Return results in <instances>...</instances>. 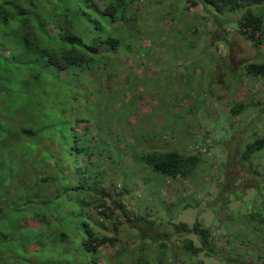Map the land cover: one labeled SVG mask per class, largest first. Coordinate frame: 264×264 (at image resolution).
Returning a JSON list of instances; mask_svg holds the SVG:
<instances>
[{"label": "trees", "instance_id": "obj_1", "mask_svg": "<svg viewBox=\"0 0 264 264\" xmlns=\"http://www.w3.org/2000/svg\"><path fill=\"white\" fill-rule=\"evenodd\" d=\"M141 1L0 0V264H189L202 252L221 264H264L263 129L247 140L241 131L238 145L222 148L216 140L195 143L181 119L130 123L142 94L120 92L137 87L124 60L136 59V36L150 15ZM189 3L217 17L238 13V30L262 54L264 0ZM246 70L264 78V61ZM197 83L193 94L202 89ZM247 106L232 103L230 125L255 122ZM213 146L227 159L214 156ZM168 180L192 186L167 206L159 197L150 202L149 188L161 194ZM211 185L216 198L201 208L200 188ZM187 207L219 220L191 229L178 223L170 232L169 218L148 213ZM123 224L132 237L114 250Z\"/></svg>", "mask_w": 264, "mask_h": 264}, {"label": "rangeland", "instance_id": "obj_2", "mask_svg": "<svg viewBox=\"0 0 264 264\" xmlns=\"http://www.w3.org/2000/svg\"><path fill=\"white\" fill-rule=\"evenodd\" d=\"M141 2L145 6L144 11L149 12L150 15L147 17L148 20L142 23V30L139 28L141 33H137L136 36H139L138 43L136 42L134 48L136 59L130 60L126 57L124 60L130 67L126 70L129 73L128 76L133 77L134 74H137V87H126L124 84L120 92L124 95L133 90V92L136 91V94L138 91L142 94L133 103L135 108L132 109L133 115L129 116L130 123L136 124L140 117H142V121L154 118L160 121V119L166 118L172 122L181 119L180 123L183 121L191 123L189 126H183L191 134L195 131L193 135L195 143L198 142L201 145L205 140H216L222 148L238 145L237 138L241 131L245 140L253 138L254 131L261 134V129L264 131V78L256 77L248 72L246 64L263 62L264 51L260 55L253 41H249L238 30L235 17L239 14L225 13L219 17L215 13L209 15L203 4L193 6L189 3L187 6V0H142ZM144 2H146L145 5ZM143 17L146 16L141 15L139 24L143 21ZM262 49L264 50V47ZM140 63H142V68ZM131 70L132 72H130ZM128 73H124V79ZM224 74L226 77L221 78V75ZM130 77L124 81H130ZM207 79L212 81L210 85ZM193 80H197L198 87L202 88L199 93L193 94L194 88L190 87ZM210 87L214 89L213 96L207 92ZM152 99L159 100L160 103L153 104ZM238 101L247 103L248 106L243 111L251 112V115L255 117V122L237 121L230 125V121L234 118L229 110L232 103ZM168 109H173L174 113L170 114ZM261 125L262 127H260ZM172 126L170 125L171 130ZM160 127L164 130L168 126L160 125ZM157 129H159L158 126ZM204 133H207L206 137H203ZM171 137V133L166 131L162 137L163 143L170 145ZM188 141L190 149L194 143L191 139ZM126 143H129L127 144L129 147L130 139L127 138ZM212 153L223 160L227 159L226 155L221 154L218 146H213ZM127 158L128 156L125 162L128 163ZM164 186L161 194H158L155 188H149L147 196L150 197V202H153L156 197L166 201L167 204L161 202L164 206H167L169 202H176L175 196L178 195L176 191L183 189L182 186L184 188L191 187L192 182L186 180L178 183L168 180ZM200 190H203L202 196L199 195L202 199L201 208H203L208 196L211 199L216 198L217 189L211 185L207 188L201 187ZM137 191L141 201H144L140 193L141 189ZM207 191H210L211 194H205ZM183 192L188 191L183 190ZM234 203L236 201L231 200L230 205L232 206ZM182 204H187V202ZM201 208H182L177 214L173 212L172 208H168L167 212L162 209V212L159 213L147 210L148 213L150 211L149 217L154 216L156 220L160 217L169 218L168 231L172 232L178 223H187L191 229L201 219H205V226H212L213 219L219 220L216 213L210 211L199 214L198 211ZM131 209L135 211L134 215L132 213L131 215L136 220L138 213L136 205L133 204ZM119 212L117 211L116 214ZM128 233V227L123 224L118 235L121 240L118 241L114 250L127 237H132ZM192 237L199 244V240L194 234ZM224 237L225 239L230 238L228 234H224ZM223 240V237L219 238L220 243ZM228 248L229 244L225 245L224 250ZM109 249L112 251V248ZM189 264L221 263L202 252L200 260Z\"/></svg>", "mask_w": 264, "mask_h": 264}]
</instances>
